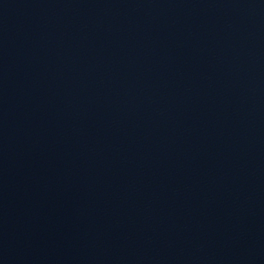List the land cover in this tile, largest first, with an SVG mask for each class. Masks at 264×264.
<instances>
[{"label":"water","instance_id":"water-1","mask_svg":"<svg viewBox=\"0 0 264 264\" xmlns=\"http://www.w3.org/2000/svg\"><path fill=\"white\" fill-rule=\"evenodd\" d=\"M0 264H264V0H0Z\"/></svg>","mask_w":264,"mask_h":264}]
</instances>
